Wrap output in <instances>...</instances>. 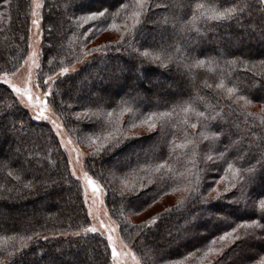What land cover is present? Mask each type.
Here are the masks:
<instances>
[{"label": "trees", "instance_id": "16d2710c", "mask_svg": "<svg viewBox=\"0 0 264 264\" xmlns=\"http://www.w3.org/2000/svg\"><path fill=\"white\" fill-rule=\"evenodd\" d=\"M29 5L0 0V73L27 53ZM231 7L232 19L209 18ZM102 8L111 15L83 19ZM137 10L136 0H42L38 76L86 58L54 82L48 103L90 148L85 167L141 264H260L264 4L147 0L133 27ZM0 124V264H70L86 252L76 264H112L106 238L80 232L81 186L54 130L3 82ZM113 131L120 143L104 151Z\"/></svg>", "mask_w": 264, "mask_h": 264}, {"label": "rangeland", "instance_id": "374dc122", "mask_svg": "<svg viewBox=\"0 0 264 264\" xmlns=\"http://www.w3.org/2000/svg\"><path fill=\"white\" fill-rule=\"evenodd\" d=\"M39 2L42 5V0H30V5H29V29H28V49L27 53L19 65V67L13 71L12 73H9L8 79H10L13 83H15L18 87H25L26 85H29V80H30V87L32 90V104L33 106L29 107L27 105V97H23L22 95H17L12 89L14 95L17 97V100L19 103L25 107L30 115L35 119V115L37 114V105L39 104L40 107H47L48 111H46V115L50 117V119H40L39 121H44L47 122L52 129L54 130L61 147L64 149V151L67 154L68 157V164H69V171L72 175L73 170H75V175H72L74 178H76L81 186V191H82V198L85 203V207L87 210V215L89 212L93 214V216L96 217V219H93L92 216H88L89 218V223L85 227H89L91 225H95L99 227V221H103L106 225H109L110 227L114 228L115 231L112 232L113 236V242L115 245V248L117 250V253L119 254V258L121 261V264H141L139 258L136 256V254L133 252L131 246L125 242L119 232V227L118 223L111 218V216L108 213V210L105 205V191L102 185L94 178L92 177L86 167H85V158L87 155L88 150L90 149L87 147V145H83L81 142H79L77 139L73 138L68 131L65 129L63 122L61 118L58 116V114L55 113L53 108L50 106L48 103L47 97L52 91V87L54 82L60 78L61 76L67 74V73H72L75 72L80 68V66L83 64L86 58H83L79 62H75L71 65L68 66H63L59 68L56 72L53 74L41 77L38 76V70L39 67L36 66L38 64L40 66V55H41V43H42V29H41V15H42V7L39 9H36L37 16L33 17L32 16V10L34 7V3ZM264 4V3H263ZM38 18L40 21L39 28L34 26L32 24V19ZM97 41V40H96ZM100 41V40H98ZM32 52H36L37 55L35 57L36 64H33L31 60H29V55ZM67 68L68 72L61 74V70ZM51 77V79H49ZM163 77L156 78L159 81L162 80ZM140 80V79H139ZM47 81V83H45ZM0 82H3V73H0ZM9 86V85H7ZM10 87V86H9ZM11 88V87H10ZM23 100V102H21ZM46 102V104L44 103ZM56 120V123L61 125V128L59 129L60 135H57V129L53 126L51 123V120ZM37 120V119H35ZM3 133V129L0 124V136ZM61 140L64 141V143H61ZM68 141H71V143H68ZM13 143V142H12ZM11 146L9 149L11 150ZM13 150H16L18 152L17 148H14ZM84 172H87L89 176L92 177V179L96 182L97 187H98V193H93L92 187L91 186H86V181L83 178ZM87 187V195L88 199L87 202H85V193L84 189ZM166 201V200H165ZM167 202V201H166ZM168 202H170L168 200ZM21 204V203H20ZM161 204V203H160ZM23 206V205H22ZM21 208H24L21 207ZM160 206L157 207L159 209ZM140 218H136L135 220L137 221ZM139 221V220H138ZM84 228V229H85ZM84 229H82L80 232H82ZM104 231V237L107 240V230L102 229ZM84 232V231H83ZM108 243V242H107ZM109 245V244H108ZM110 248V253H111V261H112V249L111 245H109ZM133 255L135 256V259H133ZM83 257H87V252L86 254H79L76 258V263L80 261L81 259L84 260ZM88 260H90L88 258ZM73 261V262H72ZM42 263H45V259L41 260ZM74 260H70V264H73ZM74 263V264H76Z\"/></svg>", "mask_w": 264, "mask_h": 264}, {"label": "snow or ice", "instance_id": "6c2138e0", "mask_svg": "<svg viewBox=\"0 0 264 264\" xmlns=\"http://www.w3.org/2000/svg\"><path fill=\"white\" fill-rule=\"evenodd\" d=\"M261 3H264V0H261ZM136 4L139 10L135 11L132 13V20H133V27H135L137 24L141 23L140 17L142 15V12L144 11V9L147 6V0H136ZM40 7H42L41 3L39 2H35L34 3V7L32 10V16L36 17L37 16V12L36 9H39ZM126 7V6H124ZM197 7H202V5H198ZM237 8L236 7H231V8H225L223 11H214L213 15L210 16V19H214L217 21H223V20H230L233 17V14L237 12ZM106 14L111 15L109 13V10L107 8H102L101 10L97 11V12H92L89 15H87L86 17H83V19L85 21L87 20H92L95 21L98 17H106ZM32 24L34 26H36L37 28H39V24L40 21L38 18L36 19H32ZM108 27L113 28V29H117L119 30V25H117L114 21L113 23L109 24ZM125 29L126 31L128 30L127 25H125ZM97 30H101L100 26L97 27ZM123 39V37H122ZM119 43V42H118ZM104 47H108L107 45ZM118 50V48H117ZM37 53L36 52H32L29 55V60L32 61L33 64H36L35 61V57H36ZM199 63H203V61H199ZM37 67H39L38 64H36ZM68 69L64 68L61 70V74L63 73H67ZM9 73L7 71H5L3 73V83L5 85H9L11 87V89L17 94V95H22L23 97H27V105L26 106H33L32 104V90L30 85V80H29V85H26L25 87L21 88L18 87L15 83H13L10 79H8ZM49 79H51V77H49ZM45 83H47V81H45ZM233 91H235V89L229 88L228 92L232 93ZM241 99H244V97H241ZM23 102V100L21 101ZM46 104V102H44ZM250 103V101H249ZM37 107V114L35 115V119L40 120V119H50V117L48 115H46V111H48L47 107H40L39 104L36 106ZM202 115V114H201ZM151 119V117H149V120ZM51 123L53 124V126L57 129V135H60V131L59 129L61 128V125L56 123V120H51ZM150 128L155 127L154 124L150 123L149 124ZM193 127H195V125H193ZM118 131V130H117ZM105 143L107 145V147H104L103 150L104 151H111V149L115 146H117L120 143L119 137L115 134V132H108L105 137H104ZM61 143L63 144L64 141L61 140ZM68 143H71V141H68ZM228 170L232 171L233 175H236L239 173V169H233V165L231 163L228 164L227 166ZM249 172H251V169H248ZM72 175H75V170H73ZM83 178L86 181V186H91L93 193H98V187L96 182L92 179L91 176L88 175L87 172H84L83 174ZM232 187H235V184H232ZM225 191H228V188H225ZM84 193H85V202H87L88 199V195H87V187H85L84 189ZM217 196L221 197L222 194L218 191L217 192ZM154 199V198H153ZM260 209L262 210V212H264V200H262L260 202ZM88 216H92L93 219H96L95 216H93V214L91 212L88 213ZM85 223H88V217H85ZM102 229H106L107 230V242L109 245H111V249H112V264H121L120 258H119V254L117 253V250L115 248L114 242H113V236H112V232L115 231L114 228L110 227L109 225H106L102 220L99 221V227L95 226V225H91L87 228H85L83 231L85 233H94V234H98V236L103 237L104 236V231H102ZM237 229L236 228H232V230L230 232H225L222 236L219 237L220 240H226L229 237H232L234 233H236ZM38 235V234H37ZM76 235H80L79 232L76 233ZM238 238V237H237ZM29 239H31L29 237ZM213 251V249H209V252ZM133 259H135V256L133 255ZM177 264H180V262H177ZM260 264H264V260H261Z\"/></svg>", "mask_w": 264, "mask_h": 264}]
</instances>
